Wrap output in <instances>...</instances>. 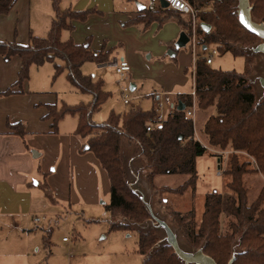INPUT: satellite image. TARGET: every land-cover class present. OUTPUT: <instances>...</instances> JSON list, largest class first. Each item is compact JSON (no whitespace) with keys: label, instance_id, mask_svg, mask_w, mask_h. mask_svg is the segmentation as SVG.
Listing matches in <instances>:
<instances>
[{"label":"trees","instance_id":"obj_1","mask_svg":"<svg viewBox=\"0 0 264 264\" xmlns=\"http://www.w3.org/2000/svg\"><path fill=\"white\" fill-rule=\"evenodd\" d=\"M238 0H188L198 11V44L204 51L210 44L221 54L243 56L245 66L251 63L250 57L238 46L251 45L261 38L248 30L240 21L235 7ZM251 19L264 26V0H248ZM14 0H0V14H7ZM54 16L45 36L29 35V41L21 44L0 41V55L5 61L18 56L21 66L13 86H21L27 79L31 65L54 63L53 79L66 70L69 82L80 92L92 96L88 103H62L48 105L44 116L52 119L56 130L58 122L66 115H77L75 134L86 138L81 151H90L106 171L110 191L103 203L109 213L108 231H131L135 223H142L153 217V212L141 194L128 186L127 171L122 157L124 139L134 141L147 169L146 178L152 182L159 175H184L187 178L177 187H164V191L182 194L188 188L194 189L198 178L196 158L208 153L207 147L194 139V125L185 110L191 105V95L181 94L179 102L183 110L176 106L162 123L151 130L147 124L154 120L157 110H143L139 106L130 108L122 114L111 111L100 124L91 116L98 111L109 97L103 87L102 79H93L81 71L83 63L97 64L109 62L112 49L92 50L90 40L76 44L71 38L62 40L64 30H72V20L84 21L91 9H62L59 0H52ZM137 16L125 24L139 25L142 30L152 22L162 24L175 20L181 29L190 34L191 18L188 14L169 8L150 11L141 10ZM185 16V17H184ZM209 25L205 32L200 24ZM247 68L243 72L222 70L206 63V57L197 55L194 63L193 89L197 107L214 109L203 124L202 131L208 145L234 151H246L264 175V98L257 101L253 87L247 81ZM15 91L9 87L1 94L9 95ZM15 134L24 137L21 123L8 124ZM249 160L240 162L237 154H232L225 173L231 177L226 192L212 190L204 197V208L200 221L195 220L194 211L173 212L187 240L195 248L211 257L216 264H264V186L257 197L248 202L247 188L243 175L248 172ZM45 195L53 200L51 190L44 182L41 184ZM222 215L231 218L229 231L222 233L219 219ZM88 221H96L89 218ZM51 230L44 236V244L50 245ZM153 229L140 231L137 239V252L143 256L141 264H185L175 247L167 242H159Z\"/></svg>","mask_w":264,"mask_h":264},{"label":"crops","instance_id":"obj_2","mask_svg":"<svg viewBox=\"0 0 264 264\" xmlns=\"http://www.w3.org/2000/svg\"><path fill=\"white\" fill-rule=\"evenodd\" d=\"M145 4L146 0H59L62 9L92 10L84 21L72 20L73 29L64 30L61 38H71L76 44L89 38L92 50L112 49L109 61L115 57L117 61L124 59L130 65L125 76H131V64H134L135 57H140L143 61L141 53L154 48L159 73L170 72L171 77L175 78L173 81L179 83L173 85L179 92L180 83H184L187 78L186 72L190 67L193 68L192 53L186 47L175 48V41L183 30L173 19L162 24L152 22L145 30L139 25L125 24L141 16ZM53 16L52 0H14L10 11L0 14V41L15 40L26 44L30 34L45 36ZM20 66L18 56L5 61L0 55V264H38L35 260L45 255L47 262L51 253L48 249L52 246V220L61 217L63 211L80 210L82 214L101 208L109 198L110 191L107 173L93 153L80 150L86 138L75 134L77 115L66 114L58 122L56 130L51 125L52 119L44 117L48 112V105L58 104V90L63 88V80L58 77H65L71 91L82 92L69 82L66 70L53 79L52 62L31 65L27 79L21 86H13ZM106 66L109 65L97 67ZM98 76L97 79L103 80V87L108 91L106 80ZM119 82L122 80L119 79ZM161 86L162 89L152 87V93H149L152 108L156 109L159 93H171V86ZM9 87L15 92L1 94ZM135 88L136 85L132 84L130 90ZM88 95L90 102L92 96ZM180 95H172V100L179 102ZM144 96L146 95L137 94L132 100ZM13 123L23 125L24 137L9 128L8 124ZM203 124L197 131L198 134L194 131L195 140L201 141L199 136L206 140L202 131ZM121 149L127 176L132 181L137 180L136 186L140 185L143 190L145 185L141 183V176L145 178L147 169L138 144L124 139ZM216 159L219 168L221 159ZM44 182L51 190L53 200L45 195L41 187ZM148 206L152 210V206ZM74 213L82 217L81 214ZM48 229L51 230V235L50 245L47 247L44 236ZM64 238L62 237L64 242L68 241Z\"/></svg>","mask_w":264,"mask_h":264},{"label":"rangeland","instance_id":"obj_3","mask_svg":"<svg viewBox=\"0 0 264 264\" xmlns=\"http://www.w3.org/2000/svg\"><path fill=\"white\" fill-rule=\"evenodd\" d=\"M235 7L236 9L238 8L237 1ZM185 47L190 49L189 44ZM238 47L252 60L249 66H245V58L243 56H233L230 53L221 54L212 44L202 51L201 45L196 43L195 53L197 55L201 54L203 57L210 55L213 61L210 66L213 68L235 70L237 72H243L247 68V81L253 87L255 98L259 101L264 98V40L261 39L254 44ZM141 56L143 61L140 60V57H135L134 66L131 64L133 67L132 72H130L131 76L129 74L124 75L122 82H119L115 67H97L99 64L90 61L84 63L81 68L82 72L90 74L95 79L100 75L106 80L108 91L111 94L101 105L100 110L92 114L91 119L94 122L103 123L111 110L122 114L136 105H139L143 110H150L152 108V97L149 93H152L151 90L153 88L162 89L161 85L164 88H167L164 85L171 86L172 89L170 91L173 94H190L193 86V79L190 74L192 71L191 67L186 72V80L184 83H180L181 87L179 92H177V87H173V85H178L179 83L173 81L175 78L171 77L170 72L159 73V65L158 63L157 65L155 64L157 62V54L154 48L148 52L141 53ZM148 56L150 58H147ZM120 62V59H118V63ZM58 78H62L63 88L58 90L57 105L60 106L62 102L73 105L80 101L88 102L90 100L88 94L71 91L65 77L64 79L63 77ZM132 84L136 85V88L131 91L130 87ZM124 87L126 88L124 92L130 99L128 104H124L122 101V89ZM137 94H145L146 96L138 100H132V97ZM195 102L194 120L192 122L194 121V131L198 134L197 131L203 124L204 117L206 121L208 116L214 112V109L212 107L206 110L199 109L196 96ZM199 138L201 140L199 142L207 147L208 153L196 158L198 178L194 189L188 188L182 194H178L164 191L162 189L164 187H160L162 185L177 187L185 180L186 177L184 175H161L152 182L149 181L150 183L146 176L145 178L141 176V183L145 185L143 190L139 187L140 185L136 186L137 180L134 179L132 181L127 176L129 188L141 194L148 208V204L152 206V220L135 223L131 232L108 231L109 213L103 206L86 213L82 212V214L80 210L63 211L62 216L54 218L51 223L52 246L48 249L51 252L47 259L48 263L45 259L46 255L39 256L35 261L39 262L38 264H141L143 256L137 252L138 233L153 229L158 235L159 242H167L175 246L176 241L181 254L184 256L185 264H211L200 259H197V262L190 261L193 258L195 259V255L198 252L202 251L200 248H195L187 240L173 212L183 214L193 210L195 220L197 222L200 221L204 208L205 194L212 190L218 192H226L228 190L227 183L231 177L224 171L229 166V159L232 154H237L240 162L247 160L251 162L247 166L248 172L243 175V183L247 188L249 203L257 197L264 186V175L259 171L255 159L246 151H234L230 147L220 149L219 147L208 145L206 136V140L200 136ZM216 157L221 159L219 165L222 173L220 175H217L218 158L216 159ZM74 212L81 214L82 217H79ZM89 218L96 221H88ZM230 219L225 215L220 217L219 224L222 233L229 231L228 222ZM62 237H67L68 241L64 242ZM227 264H230V262Z\"/></svg>","mask_w":264,"mask_h":264},{"label":"built area","instance_id":"obj_4","mask_svg":"<svg viewBox=\"0 0 264 264\" xmlns=\"http://www.w3.org/2000/svg\"><path fill=\"white\" fill-rule=\"evenodd\" d=\"M165 1L167 3V8H170L172 10L188 14L191 18V31L189 36V42L188 44L190 45L191 53L193 56V68H192V74H194V63L197 58V54L195 53L196 49V43H198V36H197V27L198 25V19H197V9L194 5L188 2V0H146L145 8L154 11L158 9L161 6V2ZM214 52V51H213ZM121 62L118 63L116 62L115 67V72L119 75V79L122 80L123 76L125 75L126 72L130 70V65L129 63L122 59L120 60ZM206 63L211 64L212 63V57L208 55L206 57ZM126 88H123L122 92V99L124 103H128L130 101L129 97L126 95L124 92ZM172 95L173 93L170 92H161L159 93L160 98L157 100V114L154 120L150 121L146 129L151 130L154 126L157 124L162 123V121L165 120L166 116L172 111V109L176 106V102L172 100ZM191 95V105L188 106L185 110L186 116L188 118H191L194 120V113H195V92L194 89L192 88V91L190 92ZM194 122V121H193ZM194 124V123H193ZM198 141V140H197ZM220 164V163H219ZM222 173V170L218 168L217 175H220ZM67 237L64 238L66 240Z\"/></svg>","mask_w":264,"mask_h":264},{"label":"water","instance_id":"obj_5","mask_svg":"<svg viewBox=\"0 0 264 264\" xmlns=\"http://www.w3.org/2000/svg\"><path fill=\"white\" fill-rule=\"evenodd\" d=\"M161 6L162 7H167V3L165 1L161 2ZM237 15L239 18V21L250 31H252L253 33H255L257 36H259L261 39L264 40V26L261 23H257L255 21H253L251 19V15H250V6H249V1L248 0H238V8H237ZM201 28L207 32L209 30V25L205 24V23H201L200 24ZM189 42V36L186 32L181 31L179 33V36L177 38V40L175 41V48L179 49V48H183L185 47ZM262 46V45H261ZM174 52H172L173 54ZM117 62V59L114 57L112 58L111 61L107 62V63H101L99 64L100 66H105V65H109V66H115ZM177 109L179 110H183L185 108V105L181 102H179L176 106ZM175 250L177 252V254L183 259L184 256L181 254L177 243L175 241ZM197 259H200L201 261H207L211 264H216L214 262V260L205 255L203 252H198V254L195 255V259H191L190 261H195L197 262ZM184 260V259H183Z\"/></svg>","mask_w":264,"mask_h":264}]
</instances>
